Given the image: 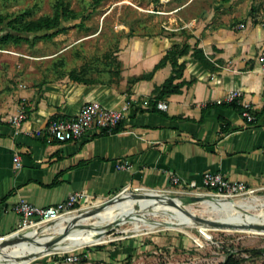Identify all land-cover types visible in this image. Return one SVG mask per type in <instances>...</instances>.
I'll use <instances>...</instances> for the list:
<instances>
[{
  "label": "crops",
  "instance_id": "1",
  "mask_svg": "<svg viewBox=\"0 0 264 264\" xmlns=\"http://www.w3.org/2000/svg\"><path fill=\"white\" fill-rule=\"evenodd\" d=\"M184 28L126 37L113 58L70 72H26L0 82V240L18 229L14 206L21 200L47 207L75 191L109 199L127 187L165 188L172 174L199 186L206 171L264 189V10L242 12L228 1ZM185 45L184 71L174 81L181 91L158 97L155 89L174 71L171 60L158 64ZM236 89L243 93L236 102L217 103ZM94 101L126 106L119 131L66 142L36 135ZM244 103L252 104L255 122L244 118ZM23 104L28 118L17 134L9 119Z\"/></svg>",
  "mask_w": 264,
  "mask_h": 264
},
{
  "label": "rangeland",
  "instance_id": "2",
  "mask_svg": "<svg viewBox=\"0 0 264 264\" xmlns=\"http://www.w3.org/2000/svg\"><path fill=\"white\" fill-rule=\"evenodd\" d=\"M58 1L69 3L79 13V18L66 22L68 29L53 39L39 40L34 44L23 40L17 44L0 45V82L5 84L7 79L26 72L55 75L56 72H70L84 64L109 60L126 37L159 31L162 26L171 24L180 30L191 22L197 24L217 5L228 1L242 12L264 10V0H0V14L12 17L26 14L27 18L51 15ZM8 20L0 24V30H9L5 25ZM153 190L168 193L169 199H180L183 205L192 204L199 211L204 209L202 202L216 197L203 189L193 192L189 186L172 184ZM125 192L113 202L106 203L108 198H96L70 215L86 217L119 202ZM194 195L202 198L190 200ZM252 195L264 196V189H255L228 200ZM104 204L103 208L94 210ZM61 219L45 223L52 226L48 231L50 237L59 234L55 228L59 227ZM144 220L153 224L159 217L150 214ZM77 221L78 217L74 222ZM35 228L19 234L27 237ZM74 230L70 226L65 234ZM237 249H242L250 257L238 255ZM72 251L82 256V261L77 264H220L229 253L243 258L244 264H264V232L199 224L151 227L140 220L128 219L110 229L106 240L66 250L57 249L25 264H65L62 254Z\"/></svg>",
  "mask_w": 264,
  "mask_h": 264
},
{
  "label": "bare ground",
  "instance_id": "3",
  "mask_svg": "<svg viewBox=\"0 0 264 264\" xmlns=\"http://www.w3.org/2000/svg\"><path fill=\"white\" fill-rule=\"evenodd\" d=\"M123 192L125 194L119 202L86 217L70 215L77 211L69 213L67 217L64 215L65 218L62 217L58 223L59 227L55 228L59 232L55 237H50L48 233L52 226L44 224L36 227L27 237L10 239L0 247V264H25L57 249L66 250L106 240L110 229L128 219L140 220L151 227L160 224L181 227L199 224L264 232V227H261L264 226V196L252 195L238 200L217 196L202 202L204 209L199 211L192 204L183 205L180 199H169V194L163 191L129 188ZM150 214L159 217V220L149 224L144 217ZM77 217L78 221L74 222ZM70 226L75 230L65 234Z\"/></svg>",
  "mask_w": 264,
  "mask_h": 264
},
{
  "label": "built area",
  "instance_id": "4",
  "mask_svg": "<svg viewBox=\"0 0 264 264\" xmlns=\"http://www.w3.org/2000/svg\"><path fill=\"white\" fill-rule=\"evenodd\" d=\"M240 27L242 28L243 24H241ZM260 60L264 75V48L261 51ZM242 94V91L239 89L231 90L224 98H219L217 103L222 104L225 102H236L242 96ZM158 105L160 108L164 109L168 107L167 104L162 102H159ZM125 109L126 106L123 108H110L98 101L88 102L83 105L81 111L75 118H54L50 120L45 129H37L35 133L36 135L40 136L43 135L44 131H46L54 139L61 142L80 139L91 131L113 133L124 119ZM243 116L249 123L256 121L257 116L253 110L252 104H243ZM27 118L28 112L25 104L21 105L19 110L10 117L9 121L15 128L17 134L21 132L23 124ZM27 133L29 132L27 131ZM14 160L17 168H21L22 155L19 152H16ZM171 184L182 187L184 186L182 184V179L177 174H172ZM190 187L193 189V192H199V189H203L204 191H207L208 194L214 195L216 197L230 198L255 190L248 187L243 182L231 181L221 172L215 171H206L203 174L201 185ZM129 188L131 187L124 188L118 193L119 196L124 190ZM94 199L95 198L91 197L86 191H75L69 194L66 200L47 207H40L27 200H21L14 206V210L21 216L19 227L15 232L19 233L28 228L39 227L41 224L59 220L66 214L78 211L79 209L83 208L86 203H90ZM237 254L246 258L250 257V255L245 254L242 249H237ZM62 258V262L65 264H77L82 261L81 254L76 251L63 253Z\"/></svg>",
  "mask_w": 264,
  "mask_h": 264
},
{
  "label": "trees",
  "instance_id": "5",
  "mask_svg": "<svg viewBox=\"0 0 264 264\" xmlns=\"http://www.w3.org/2000/svg\"><path fill=\"white\" fill-rule=\"evenodd\" d=\"M26 14L22 15H5L0 14V24L5 23L9 30H0V45L11 43H21L23 40L35 43L39 40H50L58 34L65 32L68 29L66 22L79 18V13L71 8L69 3L58 1L55 5V11L51 15H42L37 18H27ZM11 17V18H10ZM188 51V45L181 49L170 51L158 64H165L168 60L172 61L174 71L172 75L164 82V84L155 89L158 97H163L168 94L178 93L181 91L182 84H174L177 77L182 76L184 64L179 63V58ZM73 73V72H72ZM253 123V122H252ZM121 129L120 124L116 131ZM220 264H244V259L236 256L234 253H229L226 259Z\"/></svg>",
  "mask_w": 264,
  "mask_h": 264
},
{
  "label": "water",
  "instance_id": "6",
  "mask_svg": "<svg viewBox=\"0 0 264 264\" xmlns=\"http://www.w3.org/2000/svg\"><path fill=\"white\" fill-rule=\"evenodd\" d=\"M138 195H139V194H138ZM118 197H119V194H117V195L114 196V197L109 198L108 201H107L106 203H108V202H113V201L117 200ZM201 198H202L201 196H195V195H194V196H190V200H192V201H197V200H200ZM105 205H106V204H104V205H102V206H100V207H97V208H95L94 210L101 209V208H103ZM261 227H264V226H261ZM20 237H23V238H24L25 235H23V234H19V233H17V232H13V233H11V234H9V235L3 236V238H2V242L0 243V247L3 246L4 244H6L10 239H12V238H20Z\"/></svg>",
  "mask_w": 264,
  "mask_h": 264
}]
</instances>
